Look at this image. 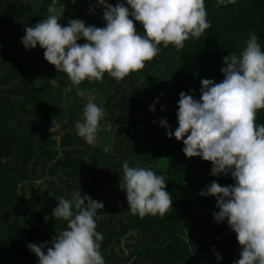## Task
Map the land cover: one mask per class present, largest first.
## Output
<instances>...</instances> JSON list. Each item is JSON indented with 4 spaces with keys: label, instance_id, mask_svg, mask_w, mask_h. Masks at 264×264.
<instances>
[{
    "label": "rangeland",
    "instance_id": "1",
    "mask_svg": "<svg viewBox=\"0 0 264 264\" xmlns=\"http://www.w3.org/2000/svg\"><path fill=\"white\" fill-rule=\"evenodd\" d=\"M40 1L47 7L52 3V0H0V116L6 120L0 126V141L15 136L0 147V257L6 240L16 244L25 237L38 235L51 244L57 230L65 229L67 224L57 220L49 228L43 226L42 220L38 222V217L45 215L47 209L57 207V198H70L73 190L84 195L82 190L96 188L93 199L104 204L98 210L96 223L97 231L104 237L100 251L105 264H154L156 260L158 264H177L173 250L144 251L148 239L164 243L165 223L157 222L153 227L139 225L151 215L140 218L128 210L126 192L120 188L122 166L113 169L99 156L90 160L94 148H99L113 163L127 161L130 167L139 164L157 175L171 168L172 158L162 146L167 132L160 121L178 122L179 94L183 91L192 95L186 85L172 82L176 49L161 45L159 55L146 62L145 68L163 71L166 83L163 87L148 86L128 76L123 82L112 78L101 90L85 91L80 96L71 83L62 84L56 78H49L57 69L38 55L42 51L39 45L26 49L22 43L25 28L39 23L41 13L9 12L24 6L38 9ZM56 2L58 7H65L61 24L75 15H90L100 28L106 26L104 8L98 0ZM107 2L115 6L118 0ZM123 2L126 4V0ZM206 11L209 23H218L212 22V18H219L220 13L208 8ZM191 40L185 42V51ZM215 41L213 38L208 45ZM45 79L56 87L53 105L31 95L42 88ZM89 99L104 109L94 145L80 138L74 127L82 120L83 108ZM153 104L155 112L150 110ZM68 160L74 162L70 164ZM212 167L205 172L191 171L185 183L188 194L199 203L198 207L189 203L193 209H187V214L180 210V215L185 216L182 236L196 256L194 264H222L217 259L218 244L228 241L215 230L213 217L205 207L204 202H215V198L198 195L213 181L221 186L234 185L230 174L211 177ZM233 235L236 236L234 232ZM18 250L19 253L12 252L0 264H38V257L28 246L21 245ZM240 251L231 256L229 264L240 258Z\"/></svg>",
    "mask_w": 264,
    "mask_h": 264
},
{
    "label": "clouds",
    "instance_id": "2",
    "mask_svg": "<svg viewBox=\"0 0 264 264\" xmlns=\"http://www.w3.org/2000/svg\"><path fill=\"white\" fill-rule=\"evenodd\" d=\"M98 3L104 8L105 27L86 26L80 19L62 26L65 7L52 0L46 18L27 26L22 38L26 49L43 48L46 61L67 74L80 96L86 94L80 89L85 80L102 81L107 73L123 82L154 60L161 45L179 51L187 40H199L211 27L205 0H126V4L118 0L115 6L107 0ZM234 3L217 0V8ZM134 22L143 26L142 34ZM81 39L86 42L78 43ZM223 60L224 79L219 83L202 79L198 100L183 91L179 94L175 131L166 119L160 123L168 129V138L175 136L183 142L187 157L211 162L213 176L231 175L234 185L213 181L200 195L217 199L215 221H227L236 234L241 251L234 264H264V124H256L257 111L264 109V51L258 37L250 33L240 54ZM150 110L155 112V104ZM103 117L104 109L89 99L82 120L75 123L76 134L94 145ZM120 188L126 192L128 210L140 218H163L173 208L167 182L150 168L139 164L130 167L125 161ZM57 200L52 217L66 222L67 227L57 230L51 246L48 242L28 244L38 264H105L100 251L104 237L96 223L104 204L78 190H73L70 198ZM49 219L44 217L45 222ZM221 258L217 253V259Z\"/></svg>",
    "mask_w": 264,
    "mask_h": 264
},
{
    "label": "trees",
    "instance_id": "3",
    "mask_svg": "<svg viewBox=\"0 0 264 264\" xmlns=\"http://www.w3.org/2000/svg\"><path fill=\"white\" fill-rule=\"evenodd\" d=\"M205 7L211 10L218 11L220 13L219 18H212L217 20L218 23H212L211 27L207 29L206 35H203L199 40H191V45L189 49L185 51V48L177 51V60L174 61L175 71L171 72L169 76H172V82L178 85H186L188 90L191 89L192 96L194 99H199L201 96V80L211 79L219 83L224 79V75L221 71L224 64L223 58L230 56L233 53L237 55L240 54L242 49L246 46V41L249 38L250 33H254L258 37V43L261 46V50L264 51V0H235L234 4H229L227 7L221 6L217 8V0H205ZM48 7L45 6L43 1H40V6L38 9H31L27 6L20 8H12L9 10L10 13L14 12H35L41 13L42 18H46L48 15ZM251 16V18H249ZM72 19L83 20L88 25H94L99 27V23L95 22V19L90 15L72 16L66 20L62 26H66L68 22ZM136 29L139 33H143V26L138 22H134ZM216 38V41L212 45V39ZM86 41L81 39L78 43L83 44ZM38 53L39 56H44V49ZM174 57V56H171ZM175 59V58H174ZM168 61H170L168 59ZM169 65V64H168ZM66 73L58 72L57 70L52 73L49 78H56L62 84L71 83ZM168 76V77H169ZM134 79L138 80L142 84L160 85L164 86L165 75L163 71H159L158 68L149 67L144 68L140 72H134L130 75ZM112 80L107 73H105L102 81L89 82L85 80L81 83L82 90L84 91H98L105 87L109 81ZM56 93V87L45 79L41 89L31 93L32 97L36 100H46L49 101V105H53L54 97ZM6 120L0 116V126L5 124ZM256 124H264V109L257 111ZM171 130L174 132L178 127V122L174 121L169 124ZM168 129L165 128V132ZM167 134V133H166ZM15 136L11 135L6 140L0 141V147L3 143H10ZM162 146L165 153L169 154L172 158L171 168L168 171L163 172V177L167 182L166 191L171 194L173 199V208L166 214L163 218L158 215L153 217L144 218L139 222L141 227L147 224L148 227H153L157 222L165 223V240L164 243H158L154 239H148L144 245V251L146 249H159L160 253H164L167 250L175 251V261L177 264H194L196 256L186 239L182 236L183 234V217L180 215V210L183 209L185 212L187 209H193L189 203H195L198 207L199 203H196V198L188 194V190L185 188V183L189 178L191 171L205 172L211 168L212 163L205 161L200 157L189 158L183 152L184 144L182 141H177L175 136L171 139L166 138L162 141ZM90 160L99 156L102 160L107 162L108 166L115 168V166H122L123 163L117 162L113 163L109 156L103 153L99 148H94L93 152L90 154ZM74 160H68L67 163H73ZM130 166V165H129ZM112 173V172H111ZM211 177H214L211 175ZM189 181V180H188ZM96 189V188H95ZM84 189L82 192L89 195L92 199L97 193V189ZM201 198H215L214 196H201ZM195 201V202H194ZM186 202V203H185ZM206 209L210 212L213 217L214 228L219 232L222 237H226L228 241H220L218 246V254L222 257L220 260L222 264H229L231 256L235 253H239L241 247L237 241L236 236L233 235V231L228 225L227 221L222 223H217L215 221L214 212L219 211L217 208V199L215 202L213 200L204 202ZM185 205L184 208L182 205ZM52 210L47 209L46 214L42 217H38L37 221H43V226L51 228L55 221L52 217ZM187 214V212H186ZM185 215V214H184ZM48 216L50 219L45 222L44 217ZM148 221H152L149 223ZM27 238V239H26ZM23 242H15L16 244L10 243L8 240L4 241L5 245L2 246V251L4 254L0 257V262L5 260L12 252L19 253V247L21 245L28 246L29 243L41 244L48 242L41 239L38 235H31L30 237H25ZM51 246L50 243H48ZM46 251V249H45ZM238 260V259H237ZM159 261H155L154 264H158Z\"/></svg>",
    "mask_w": 264,
    "mask_h": 264
}]
</instances>
